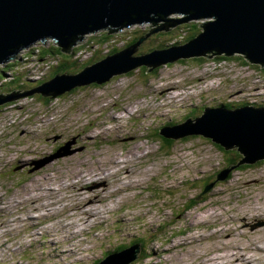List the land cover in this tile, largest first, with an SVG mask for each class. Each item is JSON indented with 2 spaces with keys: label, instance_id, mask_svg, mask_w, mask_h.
Segmentation results:
<instances>
[{
  "label": "rangeland",
  "instance_id": "obj_1",
  "mask_svg": "<svg viewBox=\"0 0 264 264\" xmlns=\"http://www.w3.org/2000/svg\"><path fill=\"white\" fill-rule=\"evenodd\" d=\"M208 20L93 30L62 48L66 57L53 39L33 41L0 63V96L78 74L142 38L132 55L182 46L186 23ZM193 56L0 103V264H95L134 245L128 264H264V158L226 164L212 137L162 146L158 133L208 107L264 111V63Z\"/></svg>",
  "mask_w": 264,
  "mask_h": 264
},
{
  "label": "water",
  "instance_id": "obj_2",
  "mask_svg": "<svg viewBox=\"0 0 264 264\" xmlns=\"http://www.w3.org/2000/svg\"><path fill=\"white\" fill-rule=\"evenodd\" d=\"M171 13L184 17L166 19ZM200 17L215 19L204 23L202 31L182 46L132 55L142 38L78 74L61 75L31 90L0 96V103L32 92L53 97L75 85L105 82L140 64L156 67L178 57L213 50L243 53L251 62L264 63V0H0V63L47 36L67 51L75 40H81L82 33L93 30L113 32L132 23L164 21L155 31ZM160 134L172 138L202 134L225 148L236 144L245 155L240 163L264 158L263 108L208 107L196 120L187 118L182 124L165 126ZM137 249L134 245L110 254L98 264H128Z\"/></svg>",
  "mask_w": 264,
  "mask_h": 264
},
{
  "label": "trees",
  "instance_id": "obj_3",
  "mask_svg": "<svg viewBox=\"0 0 264 264\" xmlns=\"http://www.w3.org/2000/svg\"><path fill=\"white\" fill-rule=\"evenodd\" d=\"M202 23V22H201ZM187 25H186V28H187V30H189V34H188V37H186V39L188 38V39H191V38H193V37H195L200 31H201V26L195 21V22H191V23H186ZM185 25V24H184ZM109 36V34H106V32H102L101 33V35H100V41H102V43H104V42H106L107 40H108V37ZM140 37V36H139ZM139 37H135V38H133V40L131 41V42H133V41H135V40H137ZM129 44V43H128ZM160 48H166V47H161V46H158V47H156V48H153V49H160ZM152 49V50H153ZM52 50H53V48H45V49H39L38 48V51H39V54H41L42 56L43 55H47V54H49L50 52H52ZM54 51L56 52V53H61L64 57H66V55L65 54H63V49H62V47L61 46H57V47H55L54 48ZM114 51V49L113 50H111L110 52H113ZM33 53V52H32ZM210 53H212V55L214 54V55H217V56H219L221 59H225V58H228V57H231V56H224V54H217V53H215V52H210ZM209 52H207V54H210ZM26 55H27V57L28 56H30L31 55V53L28 51L27 53H26ZM234 55H237V54H234ZM192 57H197V56H192ZM179 59V61L180 62H182V61H185V60H183L184 58H178ZM196 59V58H195ZM82 67H84V65L82 66ZM60 68H61V70L63 69V71H65V68L66 67H63V66H60ZM142 68H145L146 69V66H143ZM90 84V83H89ZM91 84H96L97 85V83L96 82H93V83H91ZM167 124V123H166ZM186 136V135H185ZM183 137V136H182ZM187 138V137H186ZM159 139L162 141V146L164 145V144H166V145H171V143L173 142V138L172 137H166V136H164V135H161V136H159ZM216 144H217V146H218V148L220 149V150H222L223 152H224V154L225 155H227V157H226V159H227V161H226V164H230V163H232V164H234V163H237L238 162V160L241 158V155H242V152L241 151H239L238 149H225V147L224 146H221L219 143H217V142H215ZM231 152H233V155H231L230 153ZM242 166H247L246 164H242V165H240L239 167H242ZM95 264H97V263H95Z\"/></svg>",
  "mask_w": 264,
  "mask_h": 264
},
{
  "label": "bare ground",
  "instance_id": "obj_4",
  "mask_svg": "<svg viewBox=\"0 0 264 264\" xmlns=\"http://www.w3.org/2000/svg\"><path fill=\"white\" fill-rule=\"evenodd\" d=\"M215 19V18H214ZM213 19H212V17H209V20L208 21H212ZM208 21H206V22H208ZM202 25H203V22L201 23V30H202ZM200 33V32H199ZM198 33V34H199ZM47 38H50V39H52L51 37H44V38H40V39H37V40H35L34 42H38V43H41V42H44ZM73 44H75V43H73ZM29 46V45H28ZM28 46H26V47H28ZM26 47H24V48H26ZM212 52H215V53H217V54H224V56H232V55H234V54H237V52H233V53H231V54H226L225 52H218V51H215V50H213ZM172 62V61H171ZM56 155V153L54 154V156ZM244 164V163H243ZM237 166V165H236ZM55 239V238H54ZM54 239H51V242H54ZM56 242H54L53 243V245L55 244Z\"/></svg>",
  "mask_w": 264,
  "mask_h": 264
}]
</instances>
